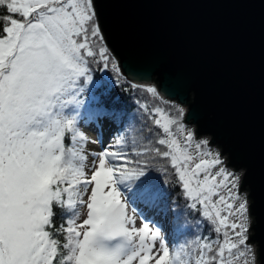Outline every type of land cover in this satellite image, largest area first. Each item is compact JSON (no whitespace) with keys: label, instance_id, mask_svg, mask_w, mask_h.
Instances as JSON below:
<instances>
[{"label":"snow or ice","instance_id":"6c2138e0","mask_svg":"<svg viewBox=\"0 0 264 264\" xmlns=\"http://www.w3.org/2000/svg\"><path fill=\"white\" fill-rule=\"evenodd\" d=\"M0 9V264H254L240 176L155 86L129 84L159 101L142 106L158 131L132 140L139 159L123 135L86 151L96 141L82 122L121 119L92 91L93 65L124 80L96 0H0ZM160 160L209 234L170 246L160 227L137 226L130 203L160 206Z\"/></svg>","mask_w":264,"mask_h":264},{"label":"water","instance_id":"95a60500","mask_svg":"<svg viewBox=\"0 0 264 264\" xmlns=\"http://www.w3.org/2000/svg\"><path fill=\"white\" fill-rule=\"evenodd\" d=\"M130 82L185 107L228 167L243 170L248 243L264 264V0H96Z\"/></svg>","mask_w":264,"mask_h":264},{"label":"trees","instance_id":"16d2710c","mask_svg":"<svg viewBox=\"0 0 264 264\" xmlns=\"http://www.w3.org/2000/svg\"><path fill=\"white\" fill-rule=\"evenodd\" d=\"M93 69L94 80L99 82L101 87L92 89V91L97 95L104 93L106 105L111 110L119 113L121 119L105 120L102 123L82 122L81 127L95 128L98 132L103 129H109L112 134L109 144L113 143L118 136L123 135L128 142L124 150L128 151L130 159L135 161L139 157L131 151L132 140L137 139L138 143H144L151 135L149 129L153 133L158 131L152 123V114L142 106L147 105V109H151L159 104V101L143 88L129 87V84H138L130 82L125 77L123 81H115L114 73L96 70V65H93ZM163 100L171 104H177L166 98H163ZM65 143L67 144L68 141L66 140ZM165 168H167V172H165ZM152 174L156 177L160 187V206L151 208L146 207L139 201H134L130 203V209H135L136 217L142 222L147 220L154 226L160 227L170 246L177 240L193 241L198 235L209 234L210 226L197 211L187 206L188 201L183 195V190L178 186L173 170L167 166V163L160 160L156 163V168ZM129 195L130 199L134 200L131 194ZM161 209L164 210L161 211ZM62 222L60 210L57 209L55 223L59 225Z\"/></svg>","mask_w":264,"mask_h":264},{"label":"rangeland","instance_id":"374dc122","mask_svg":"<svg viewBox=\"0 0 264 264\" xmlns=\"http://www.w3.org/2000/svg\"><path fill=\"white\" fill-rule=\"evenodd\" d=\"M185 108V107H183ZM188 125V124H187ZM189 128H193L192 125H188ZM83 131L88 135V137H90L93 141H96V143H88L87 144V148H86V151L87 152H92V151H100L103 146L105 144H109V142L111 141V138H112V134H111V131L109 129H103L101 130L100 132H98L97 129L95 128H87V127H82ZM197 138H208V136H205V137H197ZM214 147V146H213ZM214 148H218V147H214ZM219 149V148H218ZM223 158L225 159V155H222ZM92 156L89 155L88 156V161L87 163L89 165H91L92 163ZM230 171H234V169L228 167ZM236 172L239 176H240V181H241V177H242V174H243V170H237V171H234ZM240 193L246 197L247 199V191L245 190H240ZM247 204L249 205V202L247 201ZM130 207V205H129ZM84 213H86V209H81V217L80 219L82 220L84 218ZM248 221H249V224L251 223V217L248 216ZM136 222H137V226H140L143 222L138 218L136 217ZM151 225L154 226V224L150 223ZM248 235V234H247ZM250 244V243H249ZM254 250V255H255V260H254V264H257L255 263L256 261V252H255V245L254 244H250ZM237 264H242V262H237Z\"/></svg>","mask_w":264,"mask_h":264}]
</instances>
